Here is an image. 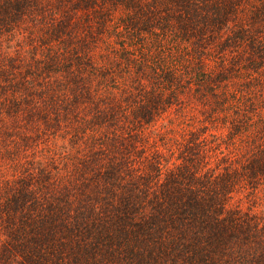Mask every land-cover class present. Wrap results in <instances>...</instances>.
Wrapping results in <instances>:
<instances>
[{
  "label": "trees",
  "instance_id": "1",
  "mask_svg": "<svg viewBox=\"0 0 264 264\" xmlns=\"http://www.w3.org/2000/svg\"><path fill=\"white\" fill-rule=\"evenodd\" d=\"M52 2L47 0V3ZM54 2L56 7L66 9L65 15L48 30V38H42V43L48 44L66 36L67 40L63 43H77L81 50H85V56L75 57L77 71L72 73L69 70L73 66V56L50 48L43 69L40 68L41 62H37L35 73L29 67L23 75L32 74L38 78L61 70L68 72L72 91L78 93L71 103L78 106L92 100L89 86L93 75L100 78L99 83L106 79L114 81L111 68L95 65L94 57L88 55V52H94L101 60L111 62L106 51L96 52L104 43L105 33L117 36L120 48L113 51L125 61L135 64L132 51L124 46L125 40L119 39L120 36L126 34L128 42L141 44L147 40L142 32L151 34L154 27L160 26L166 30L165 34L172 32L177 39L191 40L196 37L195 44L204 47L205 33L218 31L227 22L229 13H234L243 0H152L153 4L164 3L165 11H168L167 16L159 19L158 14L151 11V5L148 11H144L142 0ZM47 3L44 0H0V43L13 28L24 24L26 18L34 19L33 13L43 11ZM121 5L139 11L135 16L121 18L124 33H115L114 29L109 32L110 13ZM76 11L83 12V17L74 20L73 13ZM93 20L95 23H92ZM250 23L264 25V0H257ZM215 39L214 35H209L207 43ZM244 39L250 37L248 31L241 27L223 41L219 51L234 47ZM250 46L253 51L245 68L255 71L264 66V45L257 46L252 40ZM75 52L76 49H73ZM18 59L9 57L5 61L0 53V138L18 135L25 147H32L39 137L27 136L15 129L32 130L41 123L46 130L58 128L59 108L50 89L36 91L29 87L31 82L23 76L12 83L13 70L21 67ZM237 63L239 61L234 60L226 70L202 74L200 82L206 91L197 99L203 101L204 95L211 93L215 106L207 114L201 110L203 119L199 127L195 126V115L189 117L191 124L182 132L187 137L181 152L185 163L169 171L158 188L151 192L150 198L148 189L161 173L158 167L161 154H153L144 175L125 184V176L132 175L128 169L131 149L119 137L108 141L106 149L100 147L98 151H89L80 162L83 171L94 172L88 180L77 177L63 183L57 165L50 163L41 167L35 176L29 173L19 179L13 188L0 193V197H7L0 199V224L4 225L10 237L6 242L0 241V264H13L17 255L23 257L18 264H235L234 261H224V256L230 255L231 249L243 250L244 245L258 237L254 223L256 217L250 216L249 211L257 204L256 198L264 193L261 187L264 185V147L257 145L251 155L246 154V159L233 160L230 155L235 137L247 127L246 119L235 118L240 110L236 109L230 121L231 127L226 132L223 126L229 122V117L217 118L219 124L212 119L213 113L218 108L223 110L229 99L226 91L220 93L222 99L217 98L216 88H228L224 82L232 79ZM89 67L92 71L86 76L84 73ZM235 71L239 72L238 69ZM160 78L167 81L168 86L177 79L171 69L161 72ZM255 83L258 81L246 80L237 86V90L243 92ZM196 91L199 93L201 89ZM46 92L49 93L47 100L43 99ZM231 98L236 99V92L231 93ZM103 103V99L96 103L93 109L95 115L90 122L98 130L110 128L117 119L116 110L101 107ZM167 103H173L172 96L168 97ZM161 105V96L149 95L148 102L135 110L137 121L143 123L153 119L159 114ZM245 105L248 111L256 109V101L251 96ZM64 108L67 112L66 105ZM49 111L58 113L54 120L49 119ZM177 112L185 115L181 107L177 108ZM218 150L228 153L219 161V164L225 165L221 175L212 180L210 170L204 177H197L193 169L199 167L205 156L209 153L214 155ZM136 155L140 156L142 152ZM236 164H239L238 168L233 167ZM33 183L41 186L42 195L38 196L33 190ZM141 184L144 186L142 189ZM236 185L240 187L237 189ZM137 189L141 190L138 192ZM234 189L246 194L228 208L229 193ZM245 201H250L247 210ZM17 221L19 226L14 227ZM247 264H264V251L253 255Z\"/></svg>",
  "mask_w": 264,
  "mask_h": 264
},
{
  "label": "clouds",
  "instance_id": "2",
  "mask_svg": "<svg viewBox=\"0 0 264 264\" xmlns=\"http://www.w3.org/2000/svg\"><path fill=\"white\" fill-rule=\"evenodd\" d=\"M44 3H47V0H44ZM149 5H151V11L158 14L157 19L168 15L164 3L153 4L152 0H142L144 11L149 10ZM256 6L257 0H243L234 13H229L227 22L218 31L205 33L204 43L206 46L204 47L195 44L196 37L191 40L177 39L174 38L172 32L165 34L166 30H162L160 26L154 27L151 34L142 32L141 35L147 40L141 44L133 45L128 42L126 34L120 36L119 39L125 40L124 46L132 51V59L136 61L135 64L125 61L117 52L113 51V49L120 48L117 36L105 33L104 43L96 52L106 51L111 62L101 60L99 55L94 52H88V55L94 57L95 65L110 67L111 77H114V81L106 79L103 83H99L100 78L93 75L89 86L92 100L80 103L78 106L71 103L78 93L72 91L73 85L70 83L71 76L68 72L61 70L50 76L46 74L38 78L32 74L23 75L28 72L29 67L35 73L37 62H41L40 68L43 69V62L47 59L50 48L66 56H73V66L69 72L76 73L75 57H84L85 50H81L75 42L70 45L63 43L67 40L66 36L61 37L60 40H52L48 44L42 43V38H48L46 35L48 30L63 19L66 9L56 7L53 0L52 3H47V7L43 11L33 13L34 19L26 18L24 24L19 28H13L3 37V41L0 43V53L3 54L5 61L9 57H19L17 63L21 67L13 70L12 83H16L23 76L24 79L31 82L29 87L36 91L51 90L50 94L59 108L60 126L46 130L45 125L41 123L38 128L32 130L15 129L27 136L39 137L32 147H25L18 135L0 138V193L8 188H13L19 179L29 173L35 176L41 167H46L50 163L57 165L58 175L63 178V183L75 180L77 177H80L81 180H88L94 172L83 171L80 162L86 158L89 151H98L100 147L106 149L108 141L113 137H119L131 149L128 156V169L132 175L125 176L123 181L125 184L129 180L144 175L153 154H161L158 163L161 173L152 181V185L148 189L150 198L151 192L158 188L166 178V174L182 167L185 163L181 152L184 151L187 137L182 135V132L191 124L189 117L195 115L194 123L199 127L200 120L203 119L200 114L201 110L207 114L215 106V99L211 93L204 95L203 101L197 99L201 93L206 91L200 82L202 74L207 75L226 70L234 60L239 63L235 65L232 79L224 82L228 88L226 90L223 86L216 88L217 98L222 99L220 93L226 91L229 99L223 105V110L218 108L213 113L212 119L229 117V122L223 126L225 132L231 127L230 121L234 118L236 109L240 111L238 117L235 118L247 120L246 130H242L235 137V142L230 150L233 160L246 159L247 155H251V151L256 150L257 145L264 147V66L255 71L245 68L248 57L253 51L250 46L252 40L257 46L264 45V25L250 23ZM200 8H202V4ZM138 11L139 9H126L123 5L113 9L110 13L111 19L107 24L108 31L112 32L114 29L115 33H124L125 27L120 23L121 18L135 16ZM203 14L204 12L201 11V15ZM83 15V12L76 11L73 13V18L74 20L82 18ZM92 23L95 21L93 20ZM241 27L248 31L250 39L241 40L236 46L220 52L219 46L223 41L233 36ZM209 35L216 37L211 43H207ZM73 49H76L75 53H73ZM141 65L142 67H140ZM138 68L139 70H137ZM168 69L174 70L177 77L171 86H168V82L160 78L161 72ZM237 69L238 73L235 71ZM91 71L92 69L89 67L84 74L87 76ZM246 80L258 81V83L243 92L238 91L237 86ZM197 88H200L201 92L198 93ZM233 92H236V99L231 98ZM149 95L161 96L162 105L158 115L140 123L134 113L139 105L148 102ZM169 96L173 97L171 104L167 103ZM249 96L256 101L255 111L247 110L245 101ZM48 98L49 93L46 92L43 99L47 100ZM101 99L105 101L101 107L114 108L117 119L110 128L98 130L91 126L90 122L95 115L93 109ZM251 102L248 101V103ZM65 105L67 112L64 108ZM178 107L182 108L185 115L181 116L177 112ZM57 114L56 111H49L48 117L50 120H54ZM205 123L210 122L205 121ZM217 123L219 124L218 120ZM161 135L164 136L163 140H161ZM94 141L103 143H94ZM138 152H142V155L137 156ZM225 154L228 153L218 150L214 155L209 153L205 156L199 167L193 169L196 176L204 177L212 170L211 179L215 180L225 168L224 164H219L221 157ZM185 155L187 154L185 153ZM218 164L219 167H217ZM233 167L238 168L239 164L233 165ZM31 187L37 191L38 196L42 195L40 185L33 183ZM143 187L141 184V189ZM239 187L240 185H236L237 189ZM261 187L264 188V185ZM141 189H137V191L139 192ZM245 194V192H238L234 189L229 193L230 199L226 207L231 208L236 200L241 199ZM0 199H7V197L3 196ZM256 199L258 202L251 207L249 215L256 217L254 223L257 225L258 237L244 245L243 250L231 249V254L225 255L224 261L247 264L253 255H259L261 251H264V193H261ZM249 203L250 201H245L246 210ZM6 217L7 214H5V220ZM18 226L19 221L14 227ZM8 239H10L8 231L3 224H0V241L6 242ZM22 259V256L17 255L13 264H18Z\"/></svg>",
  "mask_w": 264,
  "mask_h": 264
}]
</instances>
